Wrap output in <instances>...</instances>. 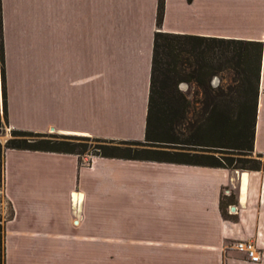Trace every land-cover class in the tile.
Masks as SVG:
<instances>
[{
    "label": "crops",
    "instance_id": "crops-1",
    "mask_svg": "<svg viewBox=\"0 0 264 264\" xmlns=\"http://www.w3.org/2000/svg\"><path fill=\"white\" fill-rule=\"evenodd\" d=\"M156 11L157 0H0V128L143 141L155 32L250 41L262 46L253 153L263 155L264 0H163L159 28ZM9 138L2 264H264L263 171L6 149ZM240 241L257 263L234 250Z\"/></svg>",
    "mask_w": 264,
    "mask_h": 264
},
{
    "label": "trees",
    "instance_id": "trees-1",
    "mask_svg": "<svg viewBox=\"0 0 264 264\" xmlns=\"http://www.w3.org/2000/svg\"><path fill=\"white\" fill-rule=\"evenodd\" d=\"M163 17L157 0L156 27ZM1 37V17H0ZM262 46L257 42L219 40L155 32L143 141L38 134L10 130L6 149L263 171L264 154L253 153L255 107ZM232 75L234 86L209 84ZM0 76L5 114L4 67L0 41ZM185 83L199 90L188 99L178 90ZM233 195L220 200V211ZM11 217L9 211L8 218ZM0 219V264H2Z\"/></svg>",
    "mask_w": 264,
    "mask_h": 264
},
{
    "label": "rangeland",
    "instance_id": "rangeland-1",
    "mask_svg": "<svg viewBox=\"0 0 264 264\" xmlns=\"http://www.w3.org/2000/svg\"><path fill=\"white\" fill-rule=\"evenodd\" d=\"M233 80H234V78L232 77L231 74L230 75H224L222 80H220V79H214V80H212V82H213L212 83V86L213 87L221 86L223 89H225L228 86L230 88H232L234 86V84H235ZM182 91L185 92V94L188 97V99L194 98L193 93L195 91L198 92L197 98H200L201 97V94H200L199 90H197L193 85H189L188 87L182 86ZM0 134L1 135L8 134L10 136V130H8V128H6V127L4 128V126H2V128H0ZM94 145L95 144H93L91 142L87 143L88 151L89 152L86 153V154H84L83 156H92L91 155V154H93L92 153V151H93L92 148L94 147ZM0 211L3 212V214H5L7 212V205H6V203L3 200H1V202H0ZM105 264H111V259L110 260L109 259H106L105 260Z\"/></svg>",
    "mask_w": 264,
    "mask_h": 264
},
{
    "label": "built area",
    "instance_id": "built-area-1",
    "mask_svg": "<svg viewBox=\"0 0 264 264\" xmlns=\"http://www.w3.org/2000/svg\"><path fill=\"white\" fill-rule=\"evenodd\" d=\"M230 208H233V206H229V213H231ZM233 248L234 250L243 253L248 262L257 263L259 261V253L253 243L247 241H240L236 242Z\"/></svg>",
    "mask_w": 264,
    "mask_h": 264
},
{
    "label": "water",
    "instance_id": "water-1",
    "mask_svg": "<svg viewBox=\"0 0 264 264\" xmlns=\"http://www.w3.org/2000/svg\"><path fill=\"white\" fill-rule=\"evenodd\" d=\"M230 210H231V211H233V210H234V208H230Z\"/></svg>",
    "mask_w": 264,
    "mask_h": 264
}]
</instances>
